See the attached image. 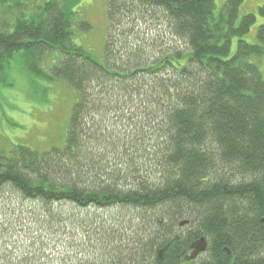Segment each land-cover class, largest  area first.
Listing matches in <instances>:
<instances>
[{
    "label": "trees",
    "instance_id": "obj_1",
    "mask_svg": "<svg viewBox=\"0 0 264 264\" xmlns=\"http://www.w3.org/2000/svg\"><path fill=\"white\" fill-rule=\"evenodd\" d=\"M80 2L0 0V82L19 55L76 98L64 148L0 154V235L36 241L0 264H264V26L259 45L243 40L256 22L240 20L244 0L219 14L215 0H107L100 60L74 41L89 29ZM75 212L94 217L77 231L104 233V260L39 255Z\"/></svg>",
    "mask_w": 264,
    "mask_h": 264
},
{
    "label": "rangeland",
    "instance_id": "obj_2",
    "mask_svg": "<svg viewBox=\"0 0 264 264\" xmlns=\"http://www.w3.org/2000/svg\"><path fill=\"white\" fill-rule=\"evenodd\" d=\"M225 1L215 0L216 14L220 13ZM79 2L78 18L88 24L89 29L77 27L74 41L79 47L91 52L95 58L102 60L109 32L107 0H79ZM261 7H264V0H244L240 8V20L249 14L256 17L250 33L243 38L250 44L261 43L257 39L260 27L264 26V16L259 11ZM2 16L4 17L0 22L8 25V14ZM238 41L239 38L233 40L232 56L237 52ZM18 57L19 55L15 57L10 69L5 72V81L0 82V154L10 155L16 146H24L39 153H47L54 148H64L68 120L76 103L75 93L62 82L52 85L33 78ZM252 61L258 66L264 78V56L253 57ZM5 212L9 213V210L6 209ZM75 213L78 215L76 224L68 226V235L62 232L48 237L43 236L40 239L41 245L39 243L37 247L45 252L41 251L43 253L40 252L39 255L46 253V256L52 260V257L58 256L60 252L70 250L74 261L76 257L79 261L105 259L101 246L97 244L102 240L104 233L97 234L95 230L94 235H88L85 227L81 228V232L77 231L83 222H93L91 218L94 217H89L88 212ZM97 214L102 218L110 219V213L99 211ZM1 216L0 222L4 221ZM124 219L125 215L122 218L118 215L111 222H123ZM1 224L5 226V223ZM0 236V250L8 247L9 253H13L18 247L22 248L23 245L33 244L36 247V241L25 236L19 228L8 232V228L4 227ZM69 243L73 246L70 249ZM5 245L8 246L1 248ZM16 255L20 256V252Z\"/></svg>",
    "mask_w": 264,
    "mask_h": 264
},
{
    "label": "water",
    "instance_id": "obj_3",
    "mask_svg": "<svg viewBox=\"0 0 264 264\" xmlns=\"http://www.w3.org/2000/svg\"><path fill=\"white\" fill-rule=\"evenodd\" d=\"M197 250L198 253L204 252L206 250V245L204 243V240H201L199 244H197Z\"/></svg>",
    "mask_w": 264,
    "mask_h": 264
}]
</instances>
